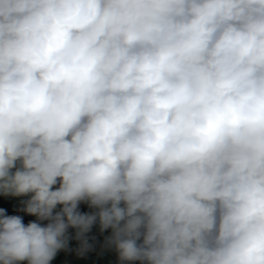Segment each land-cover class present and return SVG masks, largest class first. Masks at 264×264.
Listing matches in <instances>:
<instances>
[{
	"label": "clouds",
	"instance_id": "1",
	"mask_svg": "<svg viewBox=\"0 0 264 264\" xmlns=\"http://www.w3.org/2000/svg\"><path fill=\"white\" fill-rule=\"evenodd\" d=\"M0 193V264H264V0H0Z\"/></svg>",
	"mask_w": 264,
	"mask_h": 264
},
{
	"label": "trees",
	"instance_id": "2",
	"mask_svg": "<svg viewBox=\"0 0 264 264\" xmlns=\"http://www.w3.org/2000/svg\"><path fill=\"white\" fill-rule=\"evenodd\" d=\"M55 187L58 186L55 185L54 188ZM30 195L31 194L25 196H4L0 193V208H3L7 215L21 216L24 224H27L29 221H35V216L28 215L21 210L23 208L21 201L27 200ZM81 206H88V204L87 202H81L79 208H81ZM60 207L62 206L57 205L56 210H59ZM42 223L46 224L47 221ZM96 224L93 226L91 232L87 234L89 237L95 236L96 238L95 241L89 240V243L93 244V248L90 251L85 252L83 255H79L76 251L79 242L72 239L70 241L69 250H61L58 252L50 264H92L93 262H97L96 264H115V261L111 257L102 253V250L105 247V237L110 235L111 229H106L103 232H100L99 230L95 234ZM68 231L70 235H75V229L69 228ZM20 264H27V262H20ZM130 264H139V262H130Z\"/></svg>",
	"mask_w": 264,
	"mask_h": 264
}]
</instances>
